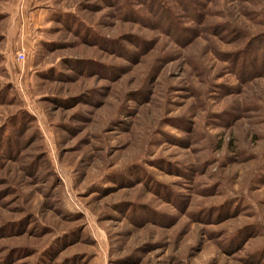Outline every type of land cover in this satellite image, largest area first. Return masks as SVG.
Wrapping results in <instances>:
<instances>
[{"label": "rangeland", "instance_id": "rangeland-1", "mask_svg": "<svg viewBox=\"0 0 264 264\" xmlns=\"http://www.w3.org/2000/svg\"><path fill=\"white\" fill-rule=\"evenodd\" d=\"M0 264H264V0H0Z\"/></svg>", "mask_w": 264, "mask_h": 264}, {"label": "built area", "instance_id": "built-area-1", "mask_svg": "<svg viewBox=\"0 0 264 264\" xmlns=\"http://www.w3.org/2000/svg\"><path fill=\"white\" fill-rule=\"evenodd\" d=\"M22 54H19L18 57H21Z\"/></svg>", "mask_w": 264, "mask_h": 264}]
</instances>
